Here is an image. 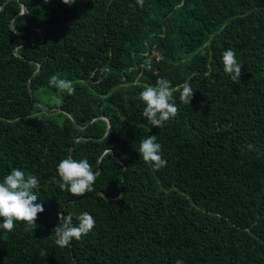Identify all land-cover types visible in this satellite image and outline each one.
<instances>
[{"label":"trees","instance_id":"16d2710c","mask_svg":"<svg viewBox=\"0 0 264 264\" xmlns=\"http://www.w3.org/2000/svg\"><path fill=\"white\" fill-rule=\"evenodd\" d=\"M159 78L194 91L162 128L140 99ZM151 135L159 170L138 152ZM69 155L99 173L93 192L50 182ZM17 167L44 211L0 229V264H264V0H0V181ZM84 211L93 230L57 246L59 216Z\"/></svg>","mask_w":264,"mask_h":264},{"label":"clouds","instance_id":"9594fccd","mask_svg":"<svg viewBox=\"0 0 264 264\" xmlns=\"http://www.w3.org/2000/svg\"><path fill=\"white\" fill-rule=\"evenodd\" d=\"M62 2L71 6L76 0H62ZM136 2L143 7L144 0H136ZM222 60L224 72L229 74L234 82H240L242 65L238 62L235 51L225 50L222 53ZM49 85L68 95H73L75 92L72 81L57 75L50 77ZM177 91L180 92V102L190 105L194 91L189 82L173 87L170 80L159 78L154 86H145L140 93V99L146 105L143 116L152 127L162 128L166 122L179 115L174 95ZM138 152L143 161L155 170L167 165V161L163 158L162 145L157 142L156 135L140 140ZM56 172L59 179L53 176L50 177V182L56 183L60 190L68 191L76 197L93 192L99 176L86 158L75 160L70 155L59 161ZM39 190L40 178L37 175L18 167L12 168L0 181V218H3L0 229L11 232L16 222H23L35 230L38 227L36 223L38 215L44 211L43 205L36 202ZM76 219L79 221L78 225L73 224L71 214L59 216V222L52 230L57 246L67 247L73 239L80 240L95 227V217L88 211L82 212ZM176 264H183V261L178 260Z\"/></svg>","mask_w":264,"mask_h":264},{"label":"water","instance_id":"95a60500","mask_svg":"<svg viewBox=\"0 0 264 264\" xmlns=\"http://www.w3.org/2000/svg\"><path fill=\"white\" fill-rule=\"evenodd\" d=\"M41 43H42V42H40L39 44H41ZM15 55L18 56L17 53H15ZM40 68H41V65L38 64V68H37V70L34 72V75H37V74L39 73ZM27 87H28V92H29V94L31 95V90H30L29 84L27 85ZM67 115H68V114H67ZM68 117L70 118V120H73L71 116L68 115ZM99 118H100V119H103V120H105V121L107 122V130H106V134H105V136H106L107 133H108V131H109V129H110L109 121H108L106 118H104V117H99ZM76 127H77V125H76ZM75 141H76V140H75ZM112 156H113V154H112Z\"/></svg>","mask_w":264,"mask_h":264},{"label":"crops","instance_id":"0c3cea01","mask_svg":"<svg viewBox=\"0 0 264 264\" xmlns=\"http://www.w3.org/2000/svg\"><path fill=\"white\" fill-rule=\"evenodd\" d=\"M76 126V125H75ZM80 128V127H79ZM78 139H76V141H77Z\"/></svg>","mask_w":264,"mask_h":264},{"label":"bare ground","instance_id":"6f19581e","mask_svg":"<svg viewBox=\"0 0 264 264\" xmlns=\"http://www.w3.org/2000/svg\"><path fill=\"white\" fill-rule=\"evenodd\" d=\"M151 48V47H150Z\"/></svg>","mask_w":264,"mask_h":264}]
</instances>
